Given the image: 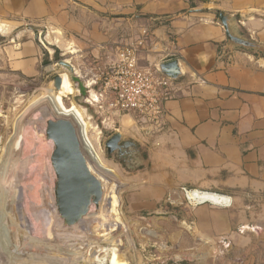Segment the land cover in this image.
Returning <instances> with one entry per match:
<instances>
[{
	"label": "crops",
	"instance_id": "0c3cea01",
	"mask_svg": "<svg viewBox=\"0 0 264 264\" xmlns=\"http://www.w3.org/2000/svg\"><path fill=\"white\" fill-rule=\"evenodd\" d=\"M220 11L235 18L238 34L264 45V0H0L1 35L10 34L0 61L21 76L43 75L58 48L91 80L116 58L118 44L144 29V65L180 60L181 90L166 103L164 130L148 137L126 114L133 125L121 131L144 156L134 161L124 209L147 226L142 242L168 248L160 256L177 250L165 264L250 262L255 228L240 208L246 195H264V55L230 50ZM181 188L232 205H196ZM192 241L194 257H183L179 250Z\"/></svg>",
	"mask_w": 264,
	"mask_h": 264
},
{
	"label": "rangeland",
	"instance_id": "374dc122",
	"mask_svg": "<svg viewBox=\"0 0 264 264\" xmlns=\"http://www.w3.org/2000/svg\"><path fill=\"white\" fill-rule=\"evenodd\" d=\"M6 31V25L0 23V45L8 41L10 34L1 35ZM130 37L127 42L134 39ZM47 40L62 44L60 39ZM65 50L75 52L71 47ZM65 54L56 48L49 70L35 78L16 74L0 61V264H165V257L166 263L171 262L167 257L172 258L177 250L160 256L168 248L160 247L159 242H142L147 226L125 212V195L136 163L132 164L127 154H108L105 147L115 133L122 134L125 127L133 125L131 118L126 114H101L89 106L95 87L87 89L81 83L77 90L68 71L58 65V61L67 60ZM78 69L80 80L87 82ZM58 75L69 76L62 80L70 92H64V96L59 94L63 84L57 89L53 83ZM73 107L90 124L87 136L92 152L83 143L82 128L75 116L65 114ZM59 118L74 123L88 167L102 185L98 205L92 203L88 213L71 227L63 224L56 211L57 180L50 161L54 143L45 135L47 121ZM122 136V141H135ZM241 205L255 228L250 231L245 257L249 264H264V195H246ZM194 251L193 241L179 250L186 258H193ZM181 264L201 263L186 260Z\"/></svg>",
	"mask_w": 264,
	"mask_h": 264
},
{
	"label": "water",
	"instance_id": "95a60500",
	"mask_svg": "<svg viewBox=\"0 0 264 264\" xmlns=\"http://www.w3.org/2000/svg\"><path fill=\"white\" fill-rule=\"evenodd\" d=\"M218 21L224 27L227 46L230 50L242 48L264 55V45L238 34L235 28V18L226 12L218 13ZM58 65L64 67L77 90L83 83L89 89L88 81L80 80L76 68L67 60L58 61ZM157 69L163 75L174 80L181 79L184 71L180 60H172L157 65ZM61 75L54 78V86L58 89L61 85ZM90 92V91H89ZM90 106V104H88ZM87 110V108H86ZM48 140L53 141V149L50 157L52 168L56 175V188L54 201L57 214L65 226L71 227L78 223L89 211L92 203L98 205L102 197V185L99 179L90 171L86 158L81 149V142L77 135L74 123L68 118L48 120L45 128ZM120 132L115 133L105 143L107 153L114 151L124 153L139 161L144 158L142 151L135 141H122ZM140 162L135 165L137 168Z\"/></svg>",
	"mask_w": 264,
	"mask_h": 264
},
{
	"label": "built area",
	"instance_id": "2783aa9c",
	"mask_svg": "<svg viewBox=\"0 0 264 264\" xmlns=\"http://www.w3.org/2000/svg\"><path fill=\"white\" fill-rule=\"evenodd\" d=\"M149 38V31L144 29L139 37L118 44L116 58L99 66L96 76L88 80V86L95 87V96L89 104L98 113L112 117L131 115L143 127L144 134L152 137L164 130L166 103L177 97L181 83L180 79L160 73L157 66L141 62V54L149 49ZM189 191L181 188L187 201Z\"/></svg>",
	"mask_w": 264,
	"mask_h": 264
},
{
	"label": "bare ground",
	"instance_id": "6f19581e",
	"mask_svg": "<svg viewBox=\"0 0 264 264\" xmlns=\"http://www.w3.org/2000/svg\"><path fill=\"white\" fill-rule=\"evenodd\" d=\"M64 77V76H62ZM69 77V76H66V78ZM65 78V77H64ZM64 78H62V80H64ZM66 78H65V81H66ZM68 79V78H67ZM69 80H67L68 82ZM70 83V82H69ZM62 87H61V92L60 93H63L62 95L64 96L66 94V92L68 91L67 90V86H66V82L63 83L62 81ZM73 84V83H72ZM68 85V84H67ZM70 85V84H69ZM69 88V87H68ZM70 90V88H69ZM65 92V94H64ZM67 93H70V92H67ZM72 93H73V89H72ZM54 94V93H53ZM57 94H55L56 96ZM62 97V96H61ZM57 97H55V100H56ZM54 99V97H53ZM61 99V98H60ZM57 101V100H56ZM59 101V100H58ZM61 101V100H60ZM56 103V102H55ZM58 104V103H57ZM63 106V105H62ZM64 107V106H63ZM76 108V107H75ZM74 107L71 108V109H68L66 111L65 114H67L68 112L73 114L75 116V118L77 119V121L79 122V124L81 125V132H82V139H83V143L85 144L86 147H88V149L90 150L91 149V152L93 150V147H92V144L90 143V140L88 139V136H87V128H88V125L89 122L84 118L83 116V113L78 110L77 108L75 109ZM68 115V114H67ZM73 116V117H74ZM75 119V120H76ZM76 121V122H77ZM81 137V136H80ZM95 153V152H94ZM94 153H92L93 155H95ZM96 156V155H95ZM95 158V157H94ZM99 159V158H98ZM97 160V159H96ZM98 161V160H97ZM99 163H100V160H99ZM188 198L189 199H192V200H195L196 202H201V203H204V202H210V203H213V204H217V205H223V206H231L230 205V201L231 199L229 197H226V196H221V195H218V194H214V193H204V192H199V191H189L188 192ZM115 255V254H114ZM116 258V256H115ZM114 259V257H113ZM114 261V260H113ZM112 262V261H111ZM112 264H114L112 262Z\"/></svg>",
	"mask_w": 264,
	"mask_h": 264
},
{
	"label": "flooded vegetation",
	"instance_id": "af4514ba",
	"mask_svg": "<svg viewBox=\"0 0 264 264\" xmlns=\"http://www.w3.org/2000/svg\"><path fill=\"white\" fill-rule=\"evenodd\" d=\"M120 155H123L124 157H127V156H126L125 154H123V153H120ZM128 160H130V162L133 164L134 161H135V158L133 159L132 156H130V157L128 158Z\"/></svg>",
	"mask_w": 264,
	"mask_h": 264
},
{
	"label": "trees",
	"instance_id": "16d2710c",
	"mask_svg": "<svg viewBox=\"0 0 264 264\" xmlns=\"http://www.w3.org/2000/svg\"><path fill=\"white\" fill-rule=\"evenodd\" d=\"M262 57H264V56H262Z\"/></svg>",
	"mask_w": 264,
	"mask_h": 264
}]
</instances>
